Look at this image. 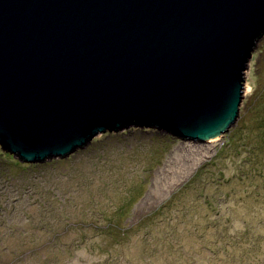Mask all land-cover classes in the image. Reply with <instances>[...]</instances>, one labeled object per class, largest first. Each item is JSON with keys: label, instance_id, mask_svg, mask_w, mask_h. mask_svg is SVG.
Segmentation results:
<instances>
[{"label": "water", "instance_id": "95a60500", "mask_svg": "<svg viewBox=\"0 0 264 264\" xmlns=\"http://www.w3.org/2000/svg\"><path fill=\"white\" fill-rule=\"evenodd\" d=\"M262 36L264 0H0V146L34 162L129 126L216 140Z\"/></svg>", "mask_w": 264, "mask_h": 264}, {"label": "rangeland", "instance_id": "374dc122", "mask_svg": "<svg viewBox=\"0 0 264 264\" xmlns=\"http://www.w3.org/2000/svg\"><path fill=\"white\" fill-rule=\"evenodd\" d=\"M249 66L236 123L210 142L175 137L167 152L161 140L154 149L142 141L131 149L108 150L110 174L101 172L102 152L87 150L85 157L76 152L74 163L52 171L46 184L34 172L33 179H24L20 167L28 165L0 146V264H19L5 248L10 243L4 237L11 232L23 231L28 241L33 237L34 244L40 242L39 211L50 206L43 197L53 203L49 189L58 186L80 202L89 189L98 192L101 184L109 183L119 187L114 194L123 199L139 194L125 220L126 234L96 238L63 262L93 264L114 245L112 259L119 254V264L124 253L135 264H168L169 255L176 264H264V36ZM202 154L204 160L191 170ZM99 208L90 215L112 213ZM169 243L174 246L170 252ZM157 248L165 252L164 258L155 253ZM35 257L20 262L34 264Z\"/></svg>", "mask_w": 264, "mask_h": 264}, {"label": "trees", "instance_id": "16d2710c", "mask_svg": "<svg viewBox=\"0 0 264 264\" xmlns=\"http://www.w3.org/2000/svg\"><path fill=\"white\" fill-rule=\"evenodd\" d=\"M175 137L178 138L173 135V133L165 132L161 130V128L129 126L117 131H106L102 138H92L85 146L76 149L67 156L52 157L34 162H26L19 159L18 161L28 165L25 169L20 167L23 171L24 179H29V177L33 179L34 172L36 179L39 178L41 183L46 184L51 182L52 171L58 168H64V165H69L68 163H74L77 158L74 157L76 152H83L84 157L86 156L87 150L94 153H96V151H98V153L102 152L99 158L102 159L104 168L101 169V172L110 174L113 168L107 160L108 150L116 151L113 149L117 148L131 149L142 141L146 142L151 147H155L156 141L161 140L167 152L170 149L171 143L174 142ZM79 163L81 164V161ZM85 164H89V161H86ZM108 170L110 173L107 172ZM26 172L29 174H25ZM64 173L65 172L60 174L64 175ZM91 186L92 185H86L85 189ZM100 186L98 192H93L89 189V193L87 192L89 197L87 196V199L83 198L80 202L76 201L73 197L65 195L58 186L54 187L53 190L49 189V192L52 193L51 198L53 199V203L49 197L47 199L43 197V201L46 204L50 203V206L48 208V205L41 204L44 211H39L40 236L37 237L40 239V242L34 244L33 237L28 241L29 239L26 237L27 234L19 230L17 233L11 232L7 237H4L5 239L8 238V242L10 243L8 246L6 245L5 248L10 253H13L15 257H18L16 262L19 261V264H21V260L24 261V258L28 259L36 255V259H33L34 264H67L79 248L96 238L105 239L108 237H115L117 234V236H119L118 238L124 236L128 230L126 229L127 222H125V220L131 206L138 199L139 194L137 193L136 196L131 194L123 199L122 196L119 197L117 194H114V192L120 191L117 185L115 186L109 183L105 185L101 184ZM96 196L101 197L102 200L95 201ZM99 206L110 209L112 213L106 215V212H102L97 217L90 215L92 210L96 207L99 208ZM111 206L113 207L111 208ZM87 207L91 211L87 212ZM99 209L103 210V208ZM87 213L90 216H88ZM115 232L117 234H115ZM41 236H43V238ZM31 243L33 245H30ZM120 243L121 245L123 244L122 240H120ZM113 247H110L111 250L106 248L108 253H106L105 258L103 260L94 261L93 264H119V254L115 259H112V250H115ZM171 248H174V246L169 243V252ZM157 252L162 254L160 258H164L165 252H161L158 248L155 250V253ZM123 257L124 261L128 259L129 264H135V260L126 256L125 253ZM67 258H69V260L63 262V260ZM168 260V264H176L173 262L171 263L170 255Z\"/></svg>", "mask_w": 264, "mask_h": 264}, {"label": "bare ground", "instance_id": "6f19581e", "mask_svg": "<svg viewBox=\"0 0 264 264\" xmlns=\"http://www.w3.org/2000/svg\"><path fill=\"white\" fill-rule=\"evenodd\" d=\"M211 148H212V147H211ZM190 151H191V150H190ZM207 151H211V149H208ZM207 153H208V152H207ZM188 154H189V152H188ZM193 155H194V154H193ZM203 157H204V154H202L201 157H200L199 159L196 160V162H197L198 160L202 162V160H204ZM192 158H193V157H192ZM196 162H195L194 164H196ZM194 164H193V165H194Z\"/></svg>", "mask_w": 264, "mask_h": 264}]
</instances>
